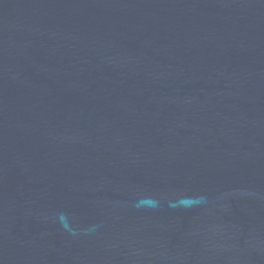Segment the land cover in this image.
I'll return each mask as SVG.
<instances>
[{
    "label": "water",
    "instance_id": "water-1",
    "mask_svg": "<svg viewBox=\"0 0 264 264\" xmlns=\"http://www.w3.org/2000/svg\"><path fill=\"white\" fill-rule=\"evenodd\" d=\"M0 264H264V0H0Z\"/></svg>",
    "mask_w": 264,
    "mask_h": 264
}]
</instances>
